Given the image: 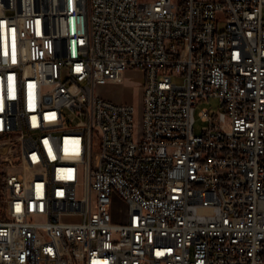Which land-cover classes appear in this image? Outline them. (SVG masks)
<instances>
[{
  "label": "built area",
  "instance_id": "built-area-1",
  "mask_svg": "<svg viewBox=\"0 0 264 264\" xmlns=\"http://www.w3.org/2000/svg\"><path fill=\"white\" fill-rule=\"evenodd\" d=\"M0 146V264H264V0H0Z\"/></svg>",
  "mask_w": 264,
  "mask_h": 264
},
{
  "label": "rangeland",
  "instance_id": "rangeland-1",
  "mask_svg": "<svg viewBox=\"0 0 264 264\" xmlns=\"http://www.w3.org/2000/svg\"><path fill=\"white\" fill-rule=\"evenodd\" d=\"M175 82H179L175 79ZM146 83V75L140 70H130L124 76L122 84L101 87L98 92L101 96L105 97L116 103L129 104L135 107L136 119L141 116L143 105V87ZM209 110L211 114L218 113L220 109L219 100L212 98L210 100H202L195 109V133L200 134L205 123L202 121L200 114L203 110ZM3 159L0 158V163ZM3 162L1 167H6ZM128 207L124 200L120 197L114 198V217L117 221L123 223L127 219Z\"/></svg>",
  "mask_w": 264,
  "mask_h": 264
},
{
  "label": "water",
  "instance_id": "water-1",
  "mask_svg": "<svg viewBox=\"0 0 264 264\" xmlns=\"http://www.w3.org/2000/svg\"><path fill=\"white\" fill-rule=\"evenodd\" d=\"M3 152V146H0V153Z\"/></svg>",
  "mask_w": 264,
  "mask_h": 264
},
{
  "label": "crops",
  "instance_id": "crops-1",
  "mask_svg": "<svg viewBox=\"0 0 264 264\" xmlns=\"http://www.w3.org/2000/svg\"><path fill=\"white\" fill-rule=\"evenodd\" d=\"M105 98V97H104ZM109 100V99H108Z\"/></svg>",
  "mask_w": 264,
  "mask_h": 264
}]
</instances>
